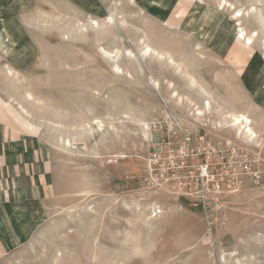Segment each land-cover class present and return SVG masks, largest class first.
I'll return each instance as SVG.
<instances>
[{
  "label": "rangeland",
  "instance_id": "374dc122",
  "mask_svg": "<svg viewBox=\"0 0 264 264\" xmlns=\"http://www.w3.org/2000/svg\"><path fill=\"white\" fill-rule=\"evenodd\" d=\"M0 264H264V0H0Z\"/></svg>",
  "mask_w": 264,
  "mask_h": 264
},
{
  "label": "bare ground",
  "instance_id": "6f19581e",
  "mask_svg": "<svg viewBox=\"0 0 264 264\" xmlns=\"http://www.w3.org/2000/svg\"><path fill=\"white\" fill-rule=\"evenodd\" d=\"M247 41V40H246ZM250 44V43H249ZM145 47V46H144ZM151 50V48L149 46H146L143 49V55L147 56L148 52ZM130 52V51H129ZM131 53V52H130ZM127 54V53H126ZM111 55V54H110ZM161 55V54H160ZM172 60L171 57H169ZM114 61V60H113ZM193 78V77H192ZM192 80V79H191ZM193 81V80H192ZM191 81V83H193ZM176 93V92H175ZM180 99V98H179ZM208 102V101H207ZM206 103V102H205ZM207 107L209 108V102L207 103ZM198 115H200L201 113H203L202 110L198 109L196 112ZM230 117V124L235 128V130L237 131V133L239 135H241L242 133H244V130L246 129V132L251 134H254L251 127H250V120L244 115V114H235V113H230L228 114ZM145 128H143L144 130ZM253 136V135H252Z\"/></svg>",
  "mask_w": 264,
  "mask_h": 264
},
{
  "label": "built area",
  "instance_id": "2783aa9c",
  "mask_svg": "<svg viewBox=\"0 0 264 264\" xmlns=\"http://www.w3.org/2000/svg\"><path fill=\"white\" fill-rule=\"evenodd\" d=\"M249 163L247 162H243V163H240V169L241 171H244V172H247V170L249 169ZM200 172H205V175H207V169H206V165L205 164H202V166H200Z\"/></svg>",
  "mask_w": 264,
  "mask_h": 264
}]
</instances>
